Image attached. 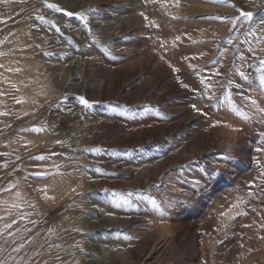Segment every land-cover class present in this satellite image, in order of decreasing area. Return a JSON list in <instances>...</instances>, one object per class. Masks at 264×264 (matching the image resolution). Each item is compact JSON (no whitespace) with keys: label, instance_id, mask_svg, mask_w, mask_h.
Here are the masks:
<instances>
[{"label":"rangeland","instance_id":"obj_1","mask_svg":"<svg viewBox=\"0 0 264 264\" xmlns=\"http://www.w3.org/2000/svg\"><path fill=\"white\" fill-rule=\"evenodd\" d=\"M260 59L264 0H0V264H138L146 228L210 217L214 189L246 164L223 148L241 125L264 139ZM211 128L231 139L199 164L195 134ZM250 143L231 146L254 155ZM244 186L219 243L242 236L264 175ZM190 252L173 243L153 264Z\"/></svg>","mask_w":264,"mask_h":264},{"label":"bare ground","instance_id":"obj_2","mask_svg":"<svg viewBox=\"0 0 264 264\" xmlns=\"http://www.w3.org/2000/svg\"><path fill=\"white\" fill-rule=\"evenodd\" d=\"M249 129L250 128L241 125L240 129L236 132L237 134L234 137V142L246 143L247 145L250 142L256 141L259 142L260 145H253L256 148L254 155H250V150L246 149L245 146L244 148H241V151H238L237 149L235 151V148L231 146L234 142L227 143L229 145L223 148L226 155L228 151L240 154L246 159V164L239 166V168H235L232 165V167H230L225 173L228 181L222 183L223 187H216L214 189V191H216L217 189L222 188V191L219 190L213 193L215 194L212 198L213 203L209 204L206 199L207 205H205L206 207L203 208V210L205 211L206 208L210 206V217H206L204 214L200 218V212L195 213L192 216L187 214H183L180 217L172 216L171 219L167 220V233H159L156 230L146 228L144 232L145 239L141 242V245L139 246L140 248L136 251L131 250L132 257L135 260L134 262L138 264H153L158 258L156 256L158 252L161 251V253H163L171 244L177 243L183 247H190L191 252L188 256L191 258L187 261V264H199L198 261H201L202 259H207L208 264H212L213 261H219L221 264L226 262L231 264H251L253 262L256 264L263 263L264 197H259L258 199L256 197V199H250V201L247 200L246 209L245 211H242L243 213H246L244 215L241 214L242 216L236 220L237 225H242V229L240 228V232L243 233L242 236H237L232 239H230L231 237L227 238L224 244L219 243L222 238L217 231V219L218 217L219 219L220 217L224 219L230 214V206L236 196L235 194L238 193L237 190L244 189L245 183L253 182L258 177L264 175L259 169L257 162H255L257 159H260V162L264 163V139L259 138L258 135H255V133L251 132ZM215 130V128H211L208 133L195 134V138L203 149L200 151V154L198 153L199 164H204L207 162L210 155L216 153L214 141H216L217 138L222 139V141L231 139L226 136L218 135L217 130ZM207 150L209 151L205 152ZM253 159L256 160L252 162ZM215 160L219 165L224 163V157L222 155H218ZM251 169L252 172H249ZM250 197H252V195ZM133 220L134 218H128L124 224L131 225ZM139 226L144 225L142 224ZM139 226L137 227V230H140ZM131 227L128 229L132 233L134 228ZM132 244L137 247L139 242H133ZM140 251L141 253H139Z\"/></svg>","mask_w":264,"mask_h":264},{"label":"snow or ice","instance_id":"obj_3","mask_svg":"<svg viewBox=\"0 0 264 264\" xmlns=\"http://www.w3.org/2000/svg\"><path fill=\"white\" fill-rule=\"evenodd\" d=\"M153 2H155V0H153ZM215 3H220V4H223L226 2V0H214ZM48 8L54 10V11H59V8H57L56 6L54 5H51V4H48L46 5ZM231 7H235L234 5H230ZM239 11V10H238ZM65 16H69L71 15L70 13H64ZM240 17L242 18V22L243 21H250L252 19V16H251V13H245L243 11H240L239 13ZM80 19H83V17H78ZM41 22H43V20L41 19ZM86 23V22H85ZM235 26V25H234ZM57 31H59V29H57ZM260 65H261V68H260V71L262 73H264V59H260L259 61ZM195 71V70H194ZM243 75V74H241ZM202 84H204L205 88L207 89L208 88V85L205 81H201ZM261 85L264 86V77H262L261 79ZM213 97L212 96H209L208 99H212ZM84 107H89L90 105L88 104L87 101L85 100H81L80 101ZM248 103H250L254 108L256 106V101L255 100H249ZM260 111L264 112V109H261ZM0 115H5L4 113H0ZM32 131H36V132H39L40 130L39 129H33ZM38 159H43V157H38ZM6 191H11V188H6L5 189ZM115 195V194H114ZM234 207H236L234 205ZM9 227H11V225H9ZM2 234V233H0ZM13 251H16V252H19L20 251V248H14Z\"/></svg>","mask_w":264,"mask_h":264}]
</instances>
